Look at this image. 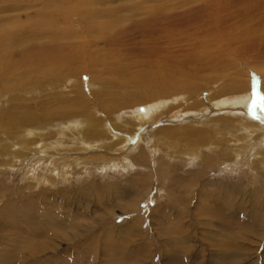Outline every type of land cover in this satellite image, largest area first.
I'll list each match as a JSON object with an SVG mask.
<instances>
[{"label":"rangeland","instance_id":"1","mask_svg":"<svg viewBox=\"0 0 264 264\" xmlns=\"http://www.w3.org/2000/svg\"><path fill=\"white\" fill-rule=\"evenodd\" d=\"M133 1L0 0L1 30L39 44L70 42L89 70L54 79L47 66L27 83L20 76L0 84V264H264V119L233 104L245 98L263 110L264 61L259 71L232 56L212 77L197 74L203 14L189 21L194 31L174 30L168 45L195 60L178 77L186 83L191 72L192 89L154 97L133 78L91 69L94 77L90 58L107 50L98 33L128 25L135 6L150 4ZM170 1L161 3L198 15L212 0ZM215 2L231 17L251 8ZM86 9L103 16L84 21ZM15 39L11 46L22 41ZM126 53L136 56L128 44ZM44 112L53 115L42 127Z\"/></svg>","mask_w":264,"mask_h":264},{"label":"bare ground","instance_id":"2","mask_svg":"<svg viewBox=\"0 0 264 264\" xmlns=\"http://www.w3.org/2000/svg\"><path fill=\"white\" fill-rule=\"evenodd\" d=\"M134 1H136V0H134ZM134 1H133L134 5L141 4L139 2L136 3ZM141 1H143V0H141ZM144 1H147L148 3H150V4H148V8L142 4L144 6L143 9H146V8H147V10L150 9L148 12H144L145 16L144 15L142 16L141 15L142 13H137L138 11L142 12L143 9L139 6H135L134 12L137 16L131 17V15H130L129 19L127 20L130 22L128 25L123 24V23L119 24V27L117 30L115 29V30L109 32L108 34H102L101 32H100V34L98 33L99 36H98L97 41H99L101 38H104L105 44H106L105 47L107 50L105 51V53L103 55L95 53L93 55V57L90 58L91 59L90 60L91 66L89 65L90 70L91 69H93L94 71L97 70V71H99L98 73L100 76H104V75L110 76L111 80H116V81L118 79H122V80L124 79L125 80L127 78H133L134 83L139 82L138 84H140L144 89H146L148 91L151 90L154 97H159L161 95H165V93L167 91H169L168 88L169 89L170 88L171 89L172 88L173 89L179 88V89H184V90L192 89V87L194 86L195 80L193 82L191 81L193 79V78L191 79V74H192L191 72H189V71L187 72L188 77L187 76L186 77H187V80H189V81L186 83H184L185 80L183 81V83H181V82L178 83L179 82L178 77L180 78V81H181L183 79V78H181L182 72H186L187 69H190V65L196 64L195 60L193 58L192 59L191 58L190 59L189 58H183V56L181 55L182 52H176L175 50L170 51L168 48V45H169V40H172L171 33H174V30L178 29V30H181V32H183L184 30H187L188 27H191L189 32H192V30H193L192 28L194 25H190L189 21L191 19L196 18V16H198V21H200L203 14H205V16L203 15V18H202L203 20L200 21L201 23L197 24V22H196V28L198 27V33H195V34L196 35L198 34V43H199L198 47L201 51V54L197 55V57H198V61H196L198 63V73L197 74L204 72L208 75V77H212L211 74L217 73L219 70V69H214V67L215 66H219V68L225 67L223 65L225 63H222L221 61H223V60L225 61V59L227 57L230 58L232 56L236 60H239V61L248 60L253 69H258L259 71L263 70L262 67H256V66L258 64L257 62L264 61V12H261L264 10V0H261V1L260 0H240V1H238V0H230L229 1L228 0V3H227L228 6H233L236 2H240V3H243L242 6H244V7L247 6L248 3H249L248 5H250V7H251L249 11H248V9H246V11H242V13H239V12H241L240 10H236V11H238V13L232 14V17L230 16V14H229L230 11H228L227 7L223 6L224 4H222V3L215 2L216 0H214V1L210 0L211 1L210 3H204L202 1V3H204V5H205V8L204 9L198 8V15H196V11L185 10L183 7H181L179 5L178 6L174 5L172 7L166 6L165 4L161 3L164 0H144ZM198 2H199V0H198ZM244 3H247V4H244ZM130 4L133 5L132 3H130ZM175 4H176V2H175ZM168 5H169V3H168ZM237 5H239V3H237ZM200 6H201V4H200ZM177 8H181V10H185L184 17L182 14H179V12H178V14L175 13ZM93 12H94V10L88 11V9H86L85 15L83 16L84 21H86L87 19H92L93 17L95 18V16H98V15L103 16V14H101V15L98 14L97 11H96L97 14H93ZM232 12H234V11L232 10L231 13ZM104 16H106L108 19H112V20L116 19V18L119 19L118 17L108 15V12ZM138 16H142V17H138ZM96 29H97V27L92 22L87 23V32L89 34L95 35L97 33ZM204 30L209 35L208 39H207V33H206V39H205L204 35L203 36L199 35L200 33L204 32ZM229 31H231L230 34L228 33ZM216 34H219V35H216ZM196 35H194V36H196ZM22 37L23 36L20 33L13 34L9 31H3L0 29V84L5 79V77L17 78L20 76H22L24 83H27L30 80V74L31 73H35V76H38L39 72L42 71L43 69L48 70L47 66L50 67L51 71L47 72L46 76L50 75L54 79H60L59 78L60 73L61 74L65 73V75H72V74L80 73L81 69H85L86 72H89V70L87 71L88 68H86L88 66V64L85 67V66H83L84 64H82V62H79L82 58H80V54H78L75 50L76 45H73L70 42H67L68 45L49 44V42L39 44V43L33 42L34 39L32 40V38L34 37V35L29 37V39H26V40H23ZM74 37H73V40L78 41V39H76V37L75 38ZM13 38L14 39L17 38L15 40H22V41H20V43H18L16 45L11 46L10 41H12ZM89 44H91V43H89ZM127 44L131 46V48L136 53V56H134V55L133 56L129 55V57L127 56V53H126ZM80 47H78V48L80 49ZM11 50H12V52L10 53ZM104 50H102V51H104ZM99 52L102 53L101 51H99ZM193 53H195V51ZM123 54H125V55L122 58L121 55H123ZM115 55L118 57H115ZM185 56H186V54H185ZM110 58L116 60V62H114ZM97 59H101V60L97 61ZM80 63L82 65L77 68L76 66ZM56 71H58L57 77L55 76ZM190 71H191V69H190ZM91 72L93 73L92 70H91ZM108 74H110V75H108ZM183 74H185V73H183ZM93 75H94V73H93ZM200 76H201V74H200ZM94 77H95V75H94ZM202 78H203V76H202ZM45 79H51V78L49 77V78H45ZM38 83H39V81H35V82L31 83L30 84L31 88L33 87L34 84H35V86H38ZM130 83H131V81H130ZM118 85H117V87H118ZM41 87H43V86H40V89H41ZM133 88H134V86H133ZM230 88H233L235 90L237 89L235 94H240V91L242 89L238 85H236L235 87L234 86L230 87ZM36 89L37 88H35V90ZM122 89H124V88H122ZM197 91H198V88H197ZM227 93H229V91L226 90L224 94H227ZM150 98H151V96H150ZM259 98H261V97H259ZM259 98H256V99H259ZM145 99H147V98H145ZM261 100H262V104H264V97H262ZM261 100H259V101H261ZM259 101L257 100L256 103H260ZM233 104L242 107L245 112H247V113L249 112L252 115L253 114L258 115V112H259V115H262L260 117L262 119H264V112H263L264 106H261L263 108V110L260 111L258 108L260 105L256 106L255 103H253L251 100H246L245 98L237 100ZM52 115L53 114H51V113L44 112L43 119L40 118V126L45 125V120L52 117ZM1 118H2V116L0 117V119ZM31 118L32 117H30L28 119V121ZM137 120H138V118H137ZM19 121H23V119H21ZM139 121H140V119H139ZM10 122L16 123V121H14V120H10ZM113 127L114 126H112V128ZM248 127H249V125H248ZM90 128H92V127H90ZM100 128H102V127H100ZM75 130H73V131L75 132ZM119 130H121V129L119 128ZM34 131H35V129H34ZM82 131H83V129H82ZM126 131H127V129H126ZM39 132H41V131L39 130ZM39 132L37 131L36 135L39 136ZM121 132H122V130H121ZM44 134H41V135H44ZM26 135H27V133H26ZM92 135H93V133H92ZM21 136L19 138H21L20 140L23 143H26V141H28L29 139H30V141L33 140L31 137H24V136L21 137ZM86 136H87V134H86ZM83 137H85V136H83ZM100 139H101V137H100ZM21 141H19V142L21 143ZM83 142H84V140H83ZM1 143L3 144L2 140H1ZM90 145H91V143H90ZM5 146H7L9 148V145H5ZM33 146L34 145H32V148H33ZM16 147H18V146H16ZM97 147H96V149H97ZM25 148H26V151H29V149H30V147L27 148V146ZM104 148H105V146H104ZM54 150H56V149H54ZM76 151H78V150H76ZM82 151H84V150H82ZM107 151H108V149H107ZM3 153H5V152H3ZM105 153H107V152H105ZM19 154H21V151H17V156ZM104 159H106V158H104ZM20 160H21V158L18 159V161H20ZM15 161H17L16 158H15L14 162ZM69 161H70V159H69ZM71 163H73V162H71Z\"/></svg>","mask_w":264,"mask_h":264}]
</instances>
